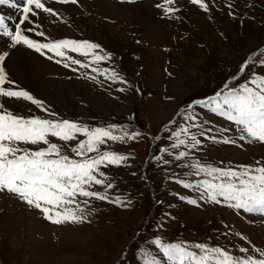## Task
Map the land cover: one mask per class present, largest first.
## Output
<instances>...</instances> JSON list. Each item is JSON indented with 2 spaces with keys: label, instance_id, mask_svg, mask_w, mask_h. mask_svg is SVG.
<instances>
[{
  "label": "rangeland",
  "instance_id": "374dc122",
  "mask_svg": "<svg viewBox=\"0 0 264 264\" xmlns=\"http://www.w3.org/2000/svg\"><path fill=\"white\" fill-rule=\"evenodd\" d=\"M158 2L161 0H79L78 5L52 2L47 6L61 13V19L44 13L34 18L41 25L38 31L51 40L98 43L113 55L112 62L100 67H114L127 80L126 85L111 83L102 76L93 81L88 77L96 74L90 70L79 68L74 72L23 45L8 48V38L0 37V52H9L5 71L10 79L43 101L56 116H48L23 100L4 98L0 102L9 111L66 119L89 128L116 125L129 133L142 134L126 143L109 141L102 146L129 157L118 167H101L114 184L107 190L109 199L120 190L116 194L124 203L118 207L77 197L78 202L88 200L87 205L81 203L86 209L84 223L53 225L18 197L0 192V264H144L145 253L167 264L152 243L157 238L166 244L221 247L239 259L249 255L264 259L260 255L264 251V216L209 203L200 198L199 191L175 182L196 185L210 179L202 173L186 175L189 169L181 165L194 160L220 168L257 166V161H264V145L239 141L235 126L223 117L198 105L191 109L196 113L195 121H185L179 114L195 101L224 91L226 85L238 87L252 73L264 76V65L260 64L264 60V0H206L210 8L207 13L187 0H177L175 19L165 17L156 7ZM229 2L235 18L228 14ZM0 15L7 21L17 13L0 6ZM9 26L14 28L13 24ZM26 34L47 42L43 37ZM69 55L85 60L76 53ZM249 57L254 63L239 80H233ZM121 87L126 91L116 90ZM193 123L203 124V128L191 127L189 132L201 144L194 149H172L171 132ZM224 128L231 131L221 133L219 130ZM206 137L217 141L231 137L243 146ZM181 138L186 139L183 135ZM51 139L72 155L71 146L77 141L65 145ZM81 139L85 138L77 137ZM165 148L172 155L161 151ZM180 151L189 152V156L174 160ZM157 156L162 159L156 160ZM89 190L105 192L101 186ZM180 196L197 200L199 206ZM240 248L249 251L242 253Z\"/></svg>",
  "mask_w": 264,
  "mask_h": 264
},
{
  "label": "snow or ice",
  "instance_id": "6c2138e0",
  "mask_svg": "<svg viewBox=\"0 0 264 264\" xmlns=\"http://www.w3.org/2000/svg\"><path fill=\"white\" fill-rule=\"evenodd\" d=\"M52 2L64 5L79 4V0H0V6H7L17 13L16 17H8L7 21L3 15H0V37L8 38L10 42L7 43V47L16 48L23 45L40 56H46L50 60L55 59L57 64L71 68L74 72L79 68L90 70L96 74L88 77L93 81H96L97 76H102L111 83L126 85L127 80L114 67H100L102 63L112 62L113 55L98 43L73 39L51 40L43 31H38L41 25L34 18H38L40 13L61 19V13L46 6ZM176 2L177 0H161L156 7L165 17L175 19V13L179 11V8L175 7ZM187 2L198 6L205 13L210 10L206 0H187ZM226 7L229 8L228 14L235 18L233 4L229 2ZM10 23L14 28L9 26ZM26 33L43 37L47 42L34 40ZM49 53L51 55H48ZM69 53H76L85 60L73 58ZM8 56V51L0 52V101L4 98L23 100L35 105L46 115L55 117L56 114L49 112L43 101L36 99L28 91L18 88L15 81L10 79L5 71V61ZM253 63L254 58L249 57L248 61L240 66L239 75L234 76L233 80H239ZM260 64L264 65V60H260ZM116 90L126 91L123 87ZM196 105L231 122L239 133V141L264 145V76L252 73L251 77L245 83H240L238 87L226 85L224 91L217 92L207 99L195 101V104L190 105L188 109L180 110L179 114L185 121H195L196 113L191 109ZM191 127L203 128V124L180 125L179 130H173L169 137L173 140L172 149H179L181 146L194 149L201 144V140L195 134H189ZM168 130L166 125L164 131ZM208 131L210 132L211 129ZM219 131L223 133L231 129L224 128ZM116 132L120 134H114ZM141 135L139 132L129 133L126 128H118L116 125L89 128L66 119L17 115L9 111L4 102H0V192L18 197L29 208L38 210L42 218L53 225L84 223L87 220L84 214L86 209L81 203L87 205L88 200L78 202L77 197L106 201L118 207L123 206L124 203L120 197L109 199L107 190L112 189L114 184L109 182V177L101 171V167L109 165L118 167L129 157L104 150L102 146H106L109 141L126 143L127 140H135ZM182 135L186 139H182ZM200 135L203 136L204 133L201 132ZM78 136L85 139L77 140ZM51 138L65 145L77 141L71 146L72 155L66 154L64 148L52 142ZM206 138L213 142L237 145V140L231 137H225L220 141L215 137ZM161 151L172 155L167 148ZM93 153L95 155H90ZM188 156L189 152L180 151L174 156V160L180 161ZM155 159L159 161L162 158L157 156ZM170 162L164 161V163ZM181 167L189 169L186 175L202 173L210 178L196 185L183 180L175 181L185 189L193 188L199 191L201 199L235 211L243 210L248 214L264 216V161H257V166L240 165L238 168H233L229 165L220 168L194 160ZM93 186H101L105 192L89 190ZM179 198L199 206L195 199L185 196ZM128 203L130 204L131 201ZM241 238L246 239L243 236ZM152 243L163 253L167 264H264V259H256L251 255L239 259L224 248L210 247L207 244L191 245L192 249L198 250L194 251L187 245L163 243L159 238ZM239 251L247 253L249 250L240 248ZM260 255L264 256V251H261ZM145 257L144 264H161V261L150 253H145Z\"/></svg>",
  "mask_w": 264,
  "mask_h": 264
},
{
  "label": "bare ground",
  "instance_id": "6f19581e",
  "mask_svg": "<svg viewBox=\"0 0 264 264\" xmlns=\"http://www.w3.org/2000/svg\"><path fill=\"white\" fill-rule=\"evenodd\" d=\"M144 11V10H143ZM146 18V17H145ZM165 31V30H164ZM117 194H119L120 193V190H117V192H116ZM115 193V195H116V197H117V194ZM66 256V255H65ZM83 261V260H82ZM77 263V262H76Z\"/></svg>",
  "mask_w": 264,
  "mask_h": 264
}]
</instances>
